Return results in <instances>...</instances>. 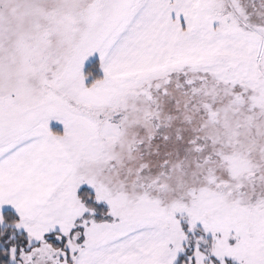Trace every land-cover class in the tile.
<instances>
[{"label": "snow or ice", "instance_id": "1", "mask_svg": "<svg viewBox=\"0 0 264 264\" xmlns=\"http://www.w3.org/2000/svg\"><path fill=\"white\" fill-rule=\"evenodd\" d=\"M0 264H264V0H0Z\"/></svg>", "mask_w": 264, "mask_h": 264}]
</instances>
